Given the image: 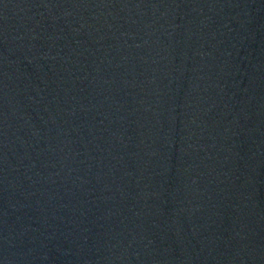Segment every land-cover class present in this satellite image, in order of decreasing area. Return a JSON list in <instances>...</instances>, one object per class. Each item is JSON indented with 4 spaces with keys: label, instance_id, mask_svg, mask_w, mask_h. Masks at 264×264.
<instances>
[{
    "label": "water",
    "instance_id": "water-1",
    "mask_svg": "<svg viewBox=\"0 0 264 264\" xmlns=\"http://www.w3.org/2000/svg\"><path fill=\"white\" fill-rule=\"evenodd\" d=\"M175 264H264V0H142Z\"/></svg>",
    "mask_w": 264,
    "mask_h": 264
}]
</instances>
